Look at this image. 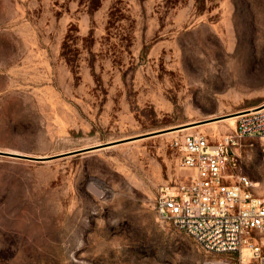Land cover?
Wrapping results in <instances>:
<instances>
[{
	"label": "rangeland",
	"instance_id": "obj_1",
	"mask_svg": "<svg viewBox=\"0 0 264 264\" xmlns=\"http://www.w3.org/2000/svg\"><path fill=\"white\" fill-rule=\"evenodd\" d=\"M263 102L264 0H0V151L110 143L0 153V264H254L155 200L189 176L168 132ZM232 152L262 192L259 140Z\"/></svg>",
	"mask_w": 264,
	"mask_h": 264
},
{
	"label": "built area",
	"instance_id": "obj_2",
	"mask_svg": "<svg viewBox=\"0 0 264 264\" xmlns=\"http://www.w3.org/2000/svg\"><path fill=\"white\" fill-rule=\"evenodd\" d=\"M235 121L233 132L217 142L200 131L173 139L189 176L178 188H161L155 209L206 251L234 254L243 262L247 250L250 261L264 264V190L256 194L257 183L235 172L232 152L240 138H257L264 165V103Z\"/></svg>",
	"mask_w": 264,
	"mask_h": 264
},
{
	"label": "water",
	"instance_id": "obj_3",
	"mask_svg": "<svg viewBox=\"0 0 264 264\" xmlns=\"http://www.w3.org/2000/svg\"><path fill=\"white\" fill-rule=\"evenodd\" d=\"M230 115H232V114H230ZM223 117H225V116H219V117L214 118V119H220V118H223ZM205 121H208V120L198 121L197 123H202V122H205ZM179 127H182V126H178L176 128H179ZM154 133H156V132H154ZM154 133H151V134H154ZM109 144L110 143L98 144V145H94V146H90V147H85V148H81V149H76V150H71V151L55 154V155H52V156H49V157H33V156H28L26 154L15 153V152H5V151H0V153L1 154H6V155H9V156H13V157H18V158H31V159H36V160H45V159H51V158H56V157H64V156H69V155L85 153V152H89V151H92V150H96V149L105 147V146H107Z\"/></svg>",
	"mask_w": 264,
	"mask_h": 264
},
{
	"label": "bare ground",
	"instance_id": "obj_4",
	"mask_svg": "<svg viewBox=\"0 0 264 264\" xmlns=\"http://www.w3.org/2000/svg\"><path fill=\"white\" fill-rule=\"evenodd\" d=\"M253 108H256V107H252L249 109H253ZM249 109H247V110H249ZM236 118H237V116L235 114H233V115L226 116L223 119H218L216 121H211L208 123H202V124H196V125H192V126H188V127H183V128H180L179 130L170 131L168 133H173V132H177V131H187V132L191 133L192 130H195V129L202 130L204 128H212L214 130V126L210 125V124H216L219 122H227L232 126V125H234ZM244 251H246V250H244Z\"/></svg>",
	"mask_w": 264,
	"mask_h": 264
}]
</instances>
